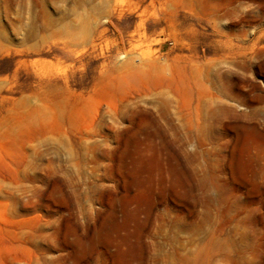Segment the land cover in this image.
Returning a JSON list of instances; mask_svg holds the SVG:
<instances>
[{
	"label": "rangeland",
	"instance_id": "rangeland-1",
	"mask_svg": "<svg viewBox=\"0 0 264 264\" xmlns=\"http://www.w3.org/2000/svg\"><path fill=\"white\" fill-rule=\"evenodd\" d=\"M0 264H264V0H0Z\"/></svg>",
	"mask_w": 264,
	"mask_h": 264
}]
</instances>
